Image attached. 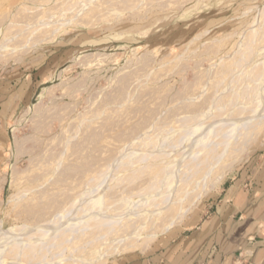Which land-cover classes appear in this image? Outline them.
I'll return each mask as SVG.
<instances>
[{"label": "rangeland", "instance_id": "374dc122", "mask_svg": "<svg viewBox=\"0 0 264 264\" xmlns=\"http://www.w3.org/2000/svg\"><path fill=\"white\" fill-rule=\"evenodd\" d=\"M127 1L0 0V82L30 74L0 162L2 258L147 254L264 140V0Z\"/></svg>", "mask_w": 264, "mask_h": 264}, {"label": "crops", "instance_id": "0c3cea01", "mask_svg": "<svg viewBox=\"0 0 264 264\" xmlns=\"http://www.w3.org/2000/svg\"><path fill=\"white\" fill-rule=\"evenodd\" d=\"M29 77L16 71L1 79L0 162L11 139L7 119L28 98ZM204 208L194 224L168 235L149 253L110 264H264V140Z\"/></svg>", "mask_w": 264, "mask_h": 264}, {"label": "bare ground", "instance_id": "6f19581e", "mask_svg": "<svg viewBox=\"0 0 264 264\" xmlns=\"http://www.w3.org/2000/svg\"><path fill=\"white\" fill-rule=\"evenodd\" d=\"M88 1H89V0H88ZM128 1H129V0H128ZM128 1H127V2H128ZM117 2H118V1H117ZM131 2H132V1H131ZM131 2H130V3H131ZM72 3H73V2H72ZM132 3H133V2H132ZM136 3H137V2H136ZM111 4H112V3H111ZM135 5H137V4H135ZM135 5H134V6H135ZM77 6H78V5H77ZM82 6H83V5H82ZM105 6H106V5H105ZM109 9H111V8H109ZM130 9H131V8H130ZM77 10H78V9H77ZM110 12H111V11H110ZM112 12H113V11H112ZM107 15H108V14H107ZM79 16H80V15H79ZM44 17H45V16H44ZM44 17H43V18H44ZM117 17H118V16H117ZM46 19H48V18H46ZM46 19H45V20H46ZM36 20H37V19H36ZM106 20H107V19H106ZM35 22H36V21H35ZM60 22H61V21H60ZM107 22H108V21H107ZM88 24H89V23H88ZM57 25H58V24H57ZM51 26H52V25H51ZM92 26H93V25H92ZM32 33H33V32H32ZM33 35H34V34H33ZM2 48H5V47L3 46ZM8 52H9V51H8ZM7 54H8V53H7ZM234 128H235V127H234ZM230 131H231V129H230ZM228 132H229V131H228ZM242 143H243V142H242ZM168 201H169V200H168ZM165 202H166V201H165ZM151 205H152V204H151ZM151 205H150V206H151ZM167 205H168V204H167ZM167 205H165V206H167ZM154 206H156V205H154ZM151 207H152V206H151ZM159 207H160V206H159ZM163 207H164V206H163ZM163 207H162V209H163ZM149 208H150V207H149ZM156 208H158V207H156ZM166 208H167V207H166ZM162 209H161V210H162ZM164 209H165V207H164ZM151 210H153V209H151ZM149 211H150V210H149ZM152 212H153V211H152ZM160 212H161V211H160ZM164 212H165V211H164ZM147 213H148V212H147ZM162 213H163V212H162ZM151 214H152V213H151ZM151 214H150V215H151ZM154 215H155V214H154ZM155 216H156V215H155ZM155 216H154V217H155ZM176 220H177V219L172 220L171 223H168L167 225H165L166 227L164 228V230H167V229L173 224V222H176ZM86 222H87V221H86ZM79 223H80V222H79ZM84 223H85V222H84ZM87 223H88V222H87ZM92 223H93V222H92ZM90 224H91V223L87 224V226H88L87 228H89ZM146 224H147V223H146ZM53 225H54V224H53ZM85 225H86V224H85ZM96 225H97V224H96ZM99 225L102 226V223L99 224ZM81 227H82V228H81ZM84 227H86V226H81V224H78V225H75V226H74L73 230H77V231H79L80 229L83 230ZM103 227H104V226H103ZM108 227H109V226H107V228H106L105 230H108ZM45 228H47V231H48V228H49V227H46V226H45ZM53 228H54V227H53ZM58 228H59V227H58ZM87 228H86V229H87ZM90 228H91V226H90ZM90 228H89V229H90ZM92 228L95 229V228H97V227H94V226H93ZM100 228H101L100 230L102 231V230H104L105 227H104V228L100 227ZM142 228H143V227H142ZM64 229H65V228H64ZM78 229H79V230H78ZM93 229H92V230H93ZM97 229H98V228H97ZM97 229H96V230H97ZM115 229H116V228H115ZM137 229H138V228H137ZM41 230H42V229H41ZM43 230H44V229H43ZM45 230H46V229H45ZM61 230H62V229H61ZM65 230H67V229H65ZM73 230H71V231H73ZM90 230H91V229H90ZM92 230H91V233H92ZM96 230H95V231H96ZM100 230H98L99 233H100ZM110 230H111V229H110ZM119 230H120V229H119ZM119 230H118V231H119ZM122 230H123V229H122ZM67 231H68V230H67ZM98 231H97V232H98ZM37 232H38V231H37ZM42 232H43V231H42ZM44 232H45V231H44ZM44 232H43L42 235H44ZM75 232H76V231H75ZM75 232H74V233H75ZM81 232H82V231H81ZM110 232H112V231H110ZM110 232H107L106 234H105V232H104L103 234H104V235H107L108 233L110 234ZM45 233H46V232H45ZM58 233H59V232H58ZM71 233H72V232H71ZM86 233H87V232H86ZM89 233H90V232H89ZM99 233H98V234H99ZM55 234H56V235H59V234H57V232H55ZM80 234H81V233H80ZM83 234H84V232H83ZM98 234H97V235H98ZM103 234H102V235H103ZM122 234H123V232H122ZM125 234H126V233H125ZM21 235H22V234H21ZM23 235H24V233H23ZM37 235H38V234H37ZM60 235H62V234H60ZM78 235H79V233H78ZM85 235H86V234H85ZM117 235H118V234H117ZM137 235L139 236L138 233H137ZM40 236H41V234H40ZM71 236L73 237V235H71ZM87 236H88V234H87ZM112 236H113V235H112ZM118 236L120 237L121 234L118 235ZM118 236H117V237H118ZM138 236H137V237H138ZM150 236H151V235H150ZM42 237H43V236H42ZM44 237H46V236H44ZM44 237H43V238H44ZM53 237H54V236H53ZM56 237H58V236H56ZM60 237H61V236H60ZM80 237H81V235H80ZM93 237H94V236H93ZM119 237H118V238H119ZM152 237H155V235L152 236ZM23 238H25V236H24ZM26 238H27V237H26ZM36 238H37V237H36ZM36 238H35V239H36ZM38 238H41V237H38ZM58 238H59V237H58ZM91 238H92V237H91ZM94 238H95V237H94ZM107 238H108V237H107ZM31 239H33V238H29V240H31ZM70 239H71V238H70ZM80 239H81V238H79V240H80ZM82 239H83V238H82ZM36 240H38V239H36ZM65 240H66V239H65ZM128 240H129V239H128ZM128 240L123 238V239H120V240L117 242L119 245H121V246L123 247V249L121 250L122 252H125V251H131V250L133 251V250L136 249V248H137V249H144V248H146V246L148 245V242H149L150 239L148 240V238H147L148 241H147V240H144V242H143L141 245H138L137 247L135 246V244H133V242H131V243H125V244H121L122 242H124V241H128ZM24 241H26V240H24ZM27 241H28V240H27ZM57 241H58V240H57ZM89 241H91V240H89ZM152 241H153V240H152ZM60 242H61V241H60ZM60 242H59V243H60ZM150 242H151V241H150ZM25 243H26V242H25ZM32 243H33V241H32ZM70 243H71V242H70ZM70 243H69V244H70ZM82 243H83V242H82ZM91 243H92V242H91ZM96 243H97V242H96ZM98 243H100V241H99ZM138 243H139V241H138ZM23 244H24V243H23ZM34 244L36 245L35 242H34ZM73 244H74V243H73ZM100 244H101V243H100ZM64 245H66V244H64ZM88 245H89V244H88ZM96 245H97V244H96ZM26 246H27V245H26ZM42 246H43V244H42ZM56 246H57V245H56ZM84 246H85V245H84ZM31 247H32V246H31ZM76 247H77V246H76ZM79 247H80V245H79ZM93 247H94V245H93ZM113 247H114V246H113ZM138 247H139V248H138ZM24 248H26V247H24ZM27 248H28V246H27ZM111 248H112V247H111ZM70 249H72V248L70 247ZM82 249H83V248H82ZM82 249H81V250H82ZM84 249H87V248H84ZM1 250H2V249H1ZM1 250H0V251H1ZM19 250H20V249H19ZM30 250H31V249H30ZM66 250H67V249H66ZM78 250H79V249H78ZM104 250H106V249H104ZM119 250H120V249H119ZM67 251H68V250H67ZM121 251H120V252H121ZM135 251H136V250H135ZM29 252H30V251H29ZM80 252H81V251H79V253H80ZM104 252H105V251H104ZM61 253H62V252H61ZM71 253H72V252H71ZM77 253H78V252H77ZM10 254H11V255H10ZM13 254H16V253H13ZM58 254H60V253H58ZM69 254H70V252H69ZM69 254H68V255H69ZM93 254H94V253H93ZM9 255H10L11 257H9V256H8V257H5V258L0 257V264H29V263L31 262V257H29V255H27L26 253H19V254L13 255V256H12V253H9ZM61 255H62V254H61ZM71 255H72V254H71ZM76 255H77V254H76ZM78 255H79V254H78ZM89 255H90V254H89ZM30 256H31V255H30ZM55 256H56V255H55ZM59 256H60V255H59ZM63 256H64V255H63ZM69 256H70V255H69ZM94 256H95V255H94ZM98 256H99V254H98ZM32 257H33V256H32ZM60 257H61V256H60ZM71 257H72V259H70V260L73 262V264H92V263H95V262L98 260V259H97V260H91V259L89 260L88 258H87V259H85V258H80L81 256L76 258V257H73V255H72ZM84 257H85V256H84ZM98 258H99V259H100V258L102 259L101 256L98 257ZM92 259H93V258H92ZM94 261H95V262H94ZM59 262H60V261H59ZM39 263H40V262H39ZM50 263H52V264H57V261L54 262V260H53V261L51 260V261H49V264H50ZM42 264H44V263H42Z\"/></svg>", "mask_w": 264, "mask_h": 264}]
</instances>
